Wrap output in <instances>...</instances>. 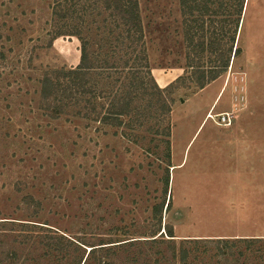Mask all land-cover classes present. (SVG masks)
<instances>
[{
    "label": "rangeland",
    "instance_id": "obj_1",
    "mask_svg": "<svg viewBox=\"0 0 264 264\" xmlns=\"http://www.w3.org/2000/svg\"><path fill=\"white\" fill-rule=\"evenodd\" d=\"M53 1L0 0V264H264V0L239 16L237 0H200V15L138 0L143 38L112 51L98 47L108 12L89 10L75 29L91 64L115 67L116 92L91 98V119L41 93L80 62ZM127 100L120 125L103 122ZM221 111L231 126L207 117ZM214 134L235 137L233 168L217 138L204 150Z\"/></svg>",
    "mask_w": 264,
    "mask_h": 264
},
{
    "label": "trees",
    "instance_id": "obj_2",
    "mask_svg": "<svg viewBox=\"0 0 264 264\" xmlns=\"http://www.w3.org/2000/svg\"><path fill=\"white\" fill-rule=\"evenodd\" d=\"M199 1L200 0H180L182 8L185 9V6H187L193 13L198 12L200 15L199 12L203 13L209 11L206 7L207 1H205V5L202 6L200 5ZM53 2L54 4L51 14L54 16L53 18L56 19L55 21L59 22L60 24L58 32L61 30L70 32V30L67 28H74L72 33L70 32L68 34L77 36L81 41L80 62L75 68L68 70L62 68L53 71L52 75L46 74L41 82V93L43 98L46 100H48V98L51 96L57 98V102H59L57 103V109L59 112L60 109L63 108L65 110L66 108H79L82 106V111L77 109L74 112L75 115L82 118L91 119L90 114H93L96 111V108L92 107L91 98L97 95L95 98L99 97L102 99L104 97L103 94H116L115 90H113L114 79L112 77L113 69H115V67H113L112 64L105 66V60L100 62L104 66L100 64L93 65L89 62L87 47L92 46V40L89 41V38L82 36L80 31H76L75 26H81L80 21L86 20L87 17L90 16L87 13L89 10H95L97 8L101 10L100 8H102L103 11H98V15L102 16L104 12H108V16H105L103 19H101L104 31L102 30L103 36L100 39L102 43L99 42L98 47L102 49L106 44H108V51L115 50L116 48L122 50L120 45L117 46L119 41L121 42L123 39L127 38H131L132 40L133 38H137V40L143 38V26L140 17L139 2L138 0H54ZM242 6V0H237V16L241 14ZM182 12L185 13V11ZM115 17H117L116 21L111 20V23L107 22V19H114ZM238 24L239 18H237L235 21V30L238 27ZM121 25L126 27V36H124V34L121 32H115L116 29H118ZM198 27L201 28L202 26L198 25ZM98 28H100L99 25ZM99 30L97 35H99ZM137 33H139L140 36L135 37ZM130 49H132L130 45L124 47L123 49V55L126 56L124 61L125 65L128 64L127 60L129 58ZM234 53H237V48L235 49ZM100 54L105 56L106 52H102ZM226 65L227 62H225L222 66L226 67ZM144 77V74H140L139 71L132 70L130 75V89H138L139 84H142L141 79ZM214 78L215 76L212 77V79ZM204 85V83H201L200 87L203 88ZM154 88L159 90L157 83L154 84ZM127 99L131 100L129 97H127ZM128 100L124 101L122 104L118 103L113 105L112 109L109 110V113L105 111L104 114L107 115L103 119V122L112 126L120 125L121 121H118L117 118H119V116L126 115V111L124 109L122 110V108L128 106L130 103ZM98 106L99 108L103 109V106L100 102H98ZM165 134L169 137V133ZM164 142L169 144L167 137H165ZM152 240L154 241L156 239ZM182 254L180 255V260L183 258Z\"/></svg>",
    "mask_w": 264,
    "mask_h": 264
},
{
    "label": "crops",
    "instance_id": "obj_3",
    "mask_svg": "<svg viewBox=\"0 0 264 264\" xmlns=\"http://www.w3.org/2000/svg\"><path fill=\"white\" fill-rule=\"evenodd\" d=\"M235 120V119H234ZM217 125V124H216ZM232 125V124H231ZM231 125H229V126H231ZM217 135V134H216ZM215 134L214 135H209V136H207L206 135V137H204V150L207 152V149H208V144H214V143H212V141H214V139H216L217 138V136H216ZM232 134H230V135H222L220 138H217L216 140L218 141V143L215 141V144L216 145H218L219 146V144L220 145H223L224 146V148L226 147H228V146H232V145H234V143H233V141H234V139H235V137L234 136H231ZM211 142V143H210ZM221 148V147H220ZM203 150V149H202ZM211 150H213V149H211ZM200 152L202 153V151H201V146H200ZM224 154H226L225 153V151H224ZM233 156H234V154H233V152H230L229 150H228V148H227V154H226V158L227 159H229V162H227V161H225L226 162V165H232V168H233V164H232V161L234 160V158H233ZM225 158V159H226ZM225 167V165H224V162H223V168ZM233 173V171H230V172H228L227 174L230 176L231 174ZM224 174H226V172H223V174H222V176L224 175ZM223 181V180H222ZM224 183L226 182L227 183V180L226 181H223ZM228 182H230V181H228ZM246 184V183H245ZM228 186V185H227ZM228 191V190H227Z\"/></svg>",
    "mask_w": 264,
    "mask_h": 264
},
{
    "label": "built area",
    "instance_id": "obj_4",
    "mask_svg": "<svg viewBox=\"0 0 264 264\" xmlns=\"http://www.w3.org/2000/svg\"><path fill=\"white\" fill-rule=\"evenodd\" d=\"M207 117L212 118L219 125L229 126L235 119V114L232 111H221L219 113H215L214 115L208 113Z\"/></svg>",
    "mask_w": 264,
    "mask_h": 264
}]
</instances>
